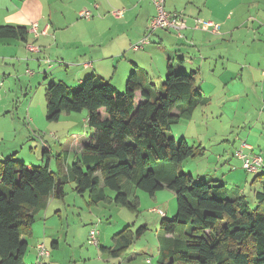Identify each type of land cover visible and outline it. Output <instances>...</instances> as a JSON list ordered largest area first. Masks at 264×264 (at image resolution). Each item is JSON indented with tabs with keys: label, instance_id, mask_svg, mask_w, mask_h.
Masks as SVG:
<instances>
[{
	"label": "trees",
	"instance_id": "trees-1",
	"mask_svg": "<svg viewBox=\"0 0 264 264\" xmlns=\"http://www.w3.org/2000/svg\"><path fill=\"white\" fill-rule=\"evenodd\" d=\"M28 32L24 26H0V43L26 44ZM179 71L170 60L158 90L143 82H150L148 76L141 79L135 71L123 93L93 75L76 90L62 81L48 85L47 120L57 122L63 113L85 110L89 132L80 156L67 167V178L47 164L26 166L12 156L0 160V264H24L28 245L22 238L30 236L37 215L51 198L63 199L66 179L76 194L89 193L90 205L115 203L136 213L140 202L131 192L154 198L159 191H171L177 212L159 220L163 235L158 238V264H264V169L253 173V182L261 187L254 209L238 187L205 177L195 182L181 171L187 159L203 157L205 149L188 144L184 137L177 140L171 127L190 120L208 99L195 87L194 72ZM145 231L140 226L133 233L126 226L114 236L113 247L100 250L121 257Z\"/></svg>",
	"mask_w": 264,
	"mask_h": 264
},
{
	"label": "rangeland",
	"instance_id": "rangeland-1",
	"mask_svg": "<svg viewBox=\"0 0 264 264\" xmlns=\"http://www.w3.org/2000/svg\"><path fill=\"white\" fill-rule=\"evenodd\" d=\"M227 1L165 0L164 10L168 11L169 2L177 4V9H180L181 5L180 10L185 12L181 14L187 18V22L193 20L190 18L191 13L195 16L205 13L204 6L214 12L215 16L220 14L231 16L229 22L226 20L230 33L222 37L223 43L214 45L215 49L223 52L227 57L225 59L214 57L209 63L207 60L200 59L197 53L194 59L192 54L190 58L194 65L189 66L185 63L182 71H179L188 74L199 68V74L197 72L195 75L196 85L202 86L201 90L207 97L208 103L195 109L191 121L182 120L173 125L171 134L177 140L184 137L188 144L201 145L206 150L203 157L187 159L182 164V172L191 174L195 182H199L198 177L222 178L228 188L238 187L254 209L255 193L261 191L260 183L253 182L254 174L246 173L242 169V164L232 155L237 152H242L245 156L257 155L264 162V76L260 75L264 67H261L258 72L249 70L257 69L258 65L264 64V38L261 36L263 35L261 30L264 31V0H233L232 4L223 8V3ZM168 35L174 36L173 33ZM151 39L154 41L146 45L147 47L145 46L139 53H143L149 47H156L161 49L163 57L165 51L170 50L171 63H179L169 46L170 41L159 43L155 36ZM124 42L125 40H122V43ZM120 45L118 44V47ZM129 51L127 49L124 53L122 51L117 59H126ZM185 56L189 58V55ZM203 58L208 57L203 55ZM148 63L151 62L148 61ZM154 63H156L155 60ZM63 66L64 64H61V61L53 54L41 59L40 67L36 59L4 60L0 58V85L2 84L0 90L7 93L0 100L1 161L12 156L17 162L26 166L36 167L47 164L49 169L56 172L59 177H68L67 167L80 156V144L89 132V128L86 124L85 110L78 113H63L57 122H50L46 118L45 88L51 82L61 81L60 78L73 80L74 73L59 68ZM111 68L100 73L92 72L95 77L110 81L120 93L125 92L130 76L129 71L127 79L122 80L121 87L118 85V77L124 75L121 74L123 66L115 64ZM225 71L230 75L223 80L220 76ZM29 72L33 75H29ZM153 72H151L150 82L146 80L143 82L146 85L149 83L156 85L158 90L165 76L162 81H159L156 71L153 70ZM89 74L91 71L87 70L83 79L92 76ZM234 74L238 76L233 78ZM138 75L142 76L140 72ZM66 84L73 90L80 86L71 81ZM153 90V88L150 89V91ZM243 143L250 146L253 151L243 150ZM44 147L48 148L45 154H43ZM222 150L225 154L221 153ZM219 156H222L221 162H219ZM263 167L264 165L261 166ZM230 171H236L240 179H233ZM64 181L67 182L64 185V199H52L46 208L48 209L45 221L47 233H43V220L39 217L41 215L43 217L44 213L41 212L39 216L37 215L36 224L33 225L32 236L23 239L28 243L24 264H42L43 262L46 264H50L49 262H52L51 264H149L139 258L126 262L124 259L121 263L120 259L112 258L99 249V245L103 247L112 245L113 236L126 226H131L133 233L140 226L146 227L144 234L134 238L130 250L140 248L141 251L144 250V258H147L150 264H158V238L163 235L158 221L164 214H167V218H171L177 212L176 200L171 191H159L154 198L139 190L131 192V197L134 194L140 200L138 213H136L115 203L90 205L88 192L78 195L72 191L73 183L68 179ZM128 187L125 189L128 190ZM105 192L111 195L110 197L114 196V193L108 189H105ZM92 229L97 231V247L89 245L87 241L88 233ZM52 243L57 244V247L52 248ZM40 244L46 246L50 257L38 262L36 247Z\"/></svg>",
	"mask_w": 264,
	"mask_h": 264
},
{
	"label": "crops",
	"instance_id": "crops-1",
	"mask_svg": "<svg viewBox=\"0 0 264 264\" xmlns=\"http://www.w3.org/2000/svg\"><path fill=\"white\" fill-rule=\"evenodd\" d=\"M232 2L233 0L224 2L223 8H226L228 5L232 4ZM164 4H166L165 0ZM205 4H207V2ZM177 6V4H171L169 2L167 4L168 11L185 13L183 10H180L182 7L181 5L179 6L180 9H177ZM204 9H206L205 13H202L201 15L196 14L197 16L191 13L190 18H192L193 20L195 18H207L209 21L219 23L221 25L220 30L222 29L220 33L223 34V36H220V33L219 35L207 31L194 30L192 20L187 22L188 28L186 29V31H184V35L182 37H178L172 31L156 30L150 36V42L146 45L148 46L151 42L154 41L151 39L152 36H155L158 39L159 43L170 41L169 46L174 52V57L177 59V61H179V63H173V65L175 69L180 71H182L181 69L185 65V63L189 64V66L194 65L193 60H191L190 58L192 54L194 56V59H196L195 54L197 53L200 59L207 60V62L209 63L214 57L225 59L227 55L215 49L214 45L223 43L224 40H221L222 37L227 36L226 34L230 33L229 28L226 26V20L229 22L231 20V16H224L223 14H220V16H215L214 12L208 10L206 6H204ZM83 11L91 13L90 18L86 19L80 17V13ZM116 11H120L122 12V14L118 17L114 16L113 13ZM155 16L156 9L151 0H0V26L13 25L26 27L29 31L28 43L26 44L33 45V47L38 50H27L25 46L26 44L20 40L3 44L0 43V58L4 60H28L30 58L31 60L36 59L38 67H40V60L44 59L46 55L53 54L54 56H56V59H59L61 61V64H64L63 67H59L60 69L68 70L74 73L73 80H69L68 78H60L62 82L64 81V83L71 81L80 84L83 80V75L87 72V70L91 71V74L89 75L95 76L94 73L111 70V67L115 64L117 66H123L121 74L124 75H119L118 77V85H121V87L123 84L122 80H125L128 71L129 73H131L132 71H135L136 73L140 72L142 75V78L140 77L141 79H143V76H148L151 79V72L154 73V70L158 75L157 79H159V81H162L163 77L166 74L167 63L172 58L169 54L170 50H166L164 56L162 57L161 49L156 47H149L146 51H143V53L139 52L146 45H144L143 48L138 51H134L131 49L132 44L138 42L146 35L150 21ZM32 25L36 26V34L30 32V28ZM261 32L263 33V35H259L264 38V31L261 30ZM168 33H173L175 37L173 35H168ZM122 40H125V42L122 43ZM179 43L182 44L180 45ZM118 44H121L120 47H118ZM183 44L189 45L190 47H184ZM212 46L213 48H211ZM126 49L130 50L129 53H127L128 57L123 60L117 59L119 58L121 52L123 51L122 53H124ZM182 51H184V53H182ZM185 55H189V58H186ZM203 55L207 56L208 58H203ZM146 59H148V61H150L151 63L149 64L148 61L146 62ZM117 60H119L118 63H115ZM154 60L156 61V63H154ZM84 64H90V66L84 67ZM261 67H264L263 63L258 65L257 69L250 68L249 70L251 72H258ZM198 71L200 72L199 68L196 71L192 72H194L196 75ZM144 73H146L147 75H145ZM28 74L33 75L31 72H29ZM2 75L4 74L2 73ZM228 75H230L229 72L225 71L224 74H222L220 77L225 80L228 78ZM234 75L235 76H233V78L238 76L237 74ZM260 75L264 76V71H262ZM44 77H47L46 74ZM1 87L2 84L0 85V89H2ZM195 87L202 92V86L198 84L196 85V80ZM5 94L7 93H3L0 90V100L5 97ZM191 119L188 121H191ZM82 143L80 144V148L82 147ZM44 149L46 151L48 150V148L45 147ZM242 149L253 151L250 146H246ZM223 152L225 154V151L222 150L221 153ZM232 156H235L238 159V162L242 164V160L237 157L236 154ZM221 159L222 156H219V162H221ZM229 167L231 168L232 166L230 165ZM230 176H232V178L235 180L240 179L236 171H230ZM207 178L218 180L227 185L222 178ZM102 186V181H100V187ZM52 199L58 198H51L49 200V203ZM47 210L48 209L42 211L44 213L43 217L42 215L41 217H39L41 218V220H43L44 234L47 233V223L45 222L48 215ZM55 213L59 212L55 211ZM164 216L167 217V214H164ZM36 222L37 221H35L34 224H36ZM33 225L31 227L30 236H25L22 239L32 236L34 232ZM114 236L112 245L105 246V248L113 247ZM51 247L56 248L57 244L52 243ZM98 247L99 249H101V247L103 246L99 245ZM131 247L122 255L124 258L118 257V259L121 260V263L124 262V259L126 262L129 260L132 261L136 258L146 261L147 258H144V250L141 251L140 248H137V250L132 251L130 250ZM49 263L51 264L52 262ZM42 264L46 263L43 262Z\"/></svg>",
	"mask_w": 264,
	"mask_h": 264
},
{
	"label": "built area",
	"instance_id": "built-area-1",
	"mask_svg": "<svg viewBox=\"0 0 264 264\" xmlns=\"http://www.w3.org/2000/svg\"><path fill=\"white\" fill-rule=\"evenodd\" d=\"M153 5L156 9V16L150 21V24L148 26L146 35L141 38L138 42H136L134 45L131 46V49L134 51H138L143 48L144 45L148 44L150 41V36L156 31V30H168L172 31L177 35L178 37H182V32L185 31L187 27V18L177 12H167L164 10V0H151ZM122 12L116 11L113 13L114 16H120ZM91 13L87 11H83L80 13V17L82 18H90ZM220 25L218 23H215L213 21L209 20H203L201 18H195L193 20V29L194 30H200V31H207L213 34H219L220 33ZM30 32L37 33L36 32V26L32 25L30 28ZM27 50L29 51H38L33 45H25ZM84 67H89L90 64H84ZM246 147V145L243 143L242 148ZM236 156L239 157L242 160V168L247 173H256L261 166L263 165V159L260 156L253 155V156H245L242 154V152H237ZM97 231L92 229L88 233V244L92 246H98V242L96 240ZM36 255L37 260L39 261L41 258L49 257V251L47 250L46 246L44 244H40L36 247ZM147 263H150L149 260H146Z\"/></svg>",
	"mask_w": 264,
	"mask_h": 264
},
{
	"label": "water",
	"instance_id": "water-1",
	"mask_svg": "<svg viewBox=\"0 0 264 264\" xmlns=\"http://www.w3.org/2000/svg\"><path fill=\"white\" fill-rule=\"evenodd\" d=\"M59 179H57L56 188H58Z\"/></svg>",
	"mask_w": 264,
	"mask_h": 264
}]
</instances>
